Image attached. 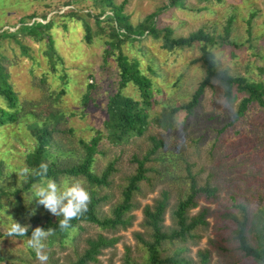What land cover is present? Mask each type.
Here are the masks:
<instances>
[{
  "label": "rangeland",
  "instance_id": "rangeland-1",
  "mask_svg": "<svg viewBox=\"0 0 264 264\" xmlns=\"http://www.w3.org/2000/svg\"><path fill=\"white\" fill-rule=\"evenodd\" d=\"M63 1L0 0V29H15L18 18L27 14H34L33 21L45 14L43 21L49 18L52 22L48 33L61 57L53 66L49 63L44 55L45 39L35 41L18 33L26 48L22 53L12 37L0 38L8 79L24 104L15 122L0 125V186L7 192L1 197L0 206V229L5 233L0 236L3 255L0 264H40L35 251L27 244L30 236L7 235L12 219L29 227L43 222L45 216L57 217L33 197L32 185L27 189L22 187L25 178L20 173L26 167L23 158L34 146L28 125L33 120L41 122L50 112L62 113L52 135L51 150L54 154L61 150L63 157L76 160L81 155L78 139L87 140L95 129L102 128L104 103L116 86L115 62L111 55L103 60L107 24L102 21L96 25L82 10H78V18L62 14L66 8ZM165 2L128 0L123 12L135 24L155 10V25H169L174 36H185L198 28L216 35L228 24V38L238 44H211L216 65L254 80H264L263 0H185L184 8L163 6ZM75 6L88 8L90 0H76ZM84 21L90 27V42L83 38ZM246 26H249V38H246ZM120 48L129 57H136L141 70L152 80L155 102L148 110V125L141 135L119 144L100 139L91 170L98 173L106 162L112 161L107 184L90 188L82 177L64 175H59L56 182L83 179L88 190L101 197L98 214L109 215L121 198L128 174L133 171L132 154L143 155L151 146V135L160 138L164 145L144 162L148 168L144 172L146 178L133 191L128 211L133 214L131 224L110 229L79 221L81 229L71 228L61 242L45 241L47 264H70L85 247V238L97 232L116 236L117 240L102 248L96 260L88 264H124L126 252L136 264H146L145 247L134 234L137 231L144 239L149 237V228L142 223L141 207L151 203L161 189L166 190L163 227L175 228L171 211L188 191L185 168L194 176L197 186H213L215 190L209 196L198 194L196 206L188 210L189 216L204 210V224L191 231L194 237L162 241L160 256H176L183 260L180 264H201L199 255L207 252L206 264H255L238 248L233 230L234 217L240 219L245 213L244 235L250 244H255L264 214V108L253 102L243 116L230 122L237 98L225 101L220 86L212 81L213 85L204 90L191 114L186 115L182 110L170 113L173 106L189 99L202 77L199 63L193 61L199 55V46L168 50L160 46L158 38L146 33L139 39L124 40ZM89 82L92 87L88 100L83 103L82 96ZM122 90L137 96L131 83ZM0 105H4L1 96ZM236 204H242L244 210Z\"/></svg>",
  "mask_w": 264,
  "mask_h": 264
},
{
  "label": "trees",
  "instance_id": "trees-1",
  "mask_svg": "<svg viewBox=\"0 0 264 264\" xmlns=\"http://www.w3.org/2000/svg\"><path fill=\"white\" fill-rule=\"evenodd\" d=\"M128 0H90V7L79 9L75 6L76 0H65L62 5H65V10L62 14L67 16H75L78 18V10L92 17V21L96 25H100L103 21L107 24L106 39L103 48V60L111 55L116 66L117 77L114 90L109 93L104 103L105 117L101 122L102 128H97L94 133L87 139H78L81 148V155L76 160H69L61 155V150L57 153H52L54 145L52 135L56 130V123L62 116L60 112L48 113L44 120H33L29 125V133L34 139L33 148L26 153L23 162L30 169H38L41 163L47 164V178L58 179L59 175L69 176L72 178L82 177L90 188L108 183V174L112 170V161H108L95 173L91 170V162L94 160V154L98 151L100 139H105L109 143L119 144L127 141L132 136L141 135L149 122L148 110L155 102L153 95L152 80L149 75L145 74L136 57H129L124 53L120 44L124 40L139 39L142 35L148 33L152 37L160 40V46L165 49H175L191 47L194 44L199 46V55L193 61L198 62L202 69V77L197 82L195 88L190 94L189 99L173 106L170 113L182 110L186 115L192 113L193 108L198 104L199 98L207 87L213 85L212 81L221 88V93L225 101H233L237 98L236 105L231 113L230 122L244 115L245 110L250 104L255 102L260 107L264 108V80H254L241 73H232L226 67L216 65L214 53L210 47L216 42H226L233 46L238 43L234 39L228 38V24L223 27V32L216 35L207 32L201 28L189 32L185 36H174L172 28L169 25L157 27L154 23V11L146 13L142 19L135 24H132L123 12V8ZM197 2H208V0H196ZM221 1V0H215ZM264 2V0H263ZM163 6H176L179 8L185 7V0H166ZM34 14L30 13L23 17H19L18 25L15 29L9 28L0 29V38L9 36L12 37L19 45L22 53L26 52V48L20 42L17 34L25 35L35 41L45 39L46 48L44 55L49 63L53 66L60 55L56 52L51 36L48 31L52 27L50 19H45V14L39 15L38 21H33ZM29 20V21H28ZM83 38L86 42L91 41V33L89 25L84 21ZM247 37L249 38V26H246ZM216 37V39H215ZM4 55L0 52V96L4 100V105H0V125L7 122H15L21 115L24 109V104L18 99L15 89L12 87L8 77L3 60ZM131 83L136 91L137 96H132L123 92V87ZM88 90L82 96V102L85 103L89 97V89L92 83L87 84ZM62 91V89H61ZM60 92V91H59ZM151 146L146 152L137 156L132 154L131 159L134 161L133 171L128 174L125 185L121 188V198L111 208L109 215H99L97 204L101 197L96 196L94 191L90 189L91 200L88 204L87 211L78 218L70 222V227L62 230L59 227V219L62 217L51 218L45 216L43 222L29 226L26 233L31 236L32 230L37 227L45 229H53V234L47 240L49 242L58 240L61 242L68 236V231L71 228L77 227L81 229L79 221L94 223L101 228H125L131 224L133 214L129 213L132 203L131 197L134 190L138 188V183L141 179L146 178L144 172L148 169L144 167V162L150 154H152L159 146H163L164 142L160 138L151 135ZM185 174L188 179L187 193L184 197L175 202L174 208L171 211L172 219L175 228L165 230L163 227L164 212L167 205L168 193L161 189L159 195L153 199L151 203H145L141 207L142 223L149 228V237L144 239L139 232L134 234L141 241L146 250V264H180L182 259L176 256L161 257L159 245L164 240L192 238V230L197 226L204 224V210H200L193 216L188 215V210L196 206V196L200 193L206 196L212 195L215 188L208 185L197 186L194 176L185 168ZM25 178V177H24ZM26 180V178H25ZM40 181L39 177L29 176L27 182L24 181L22 187L27 189L33 183ZM7 192L0 186V206L1 197ZM240 209L244 210L242 204H236ZM246 215L242 214L239 219L234 217L235 228L233 237L237 242L241 252L253 259L255 264H264V214L260 218L258 231L255 238V244H250L244 235L246 228ZM5 234L0 229V236ZM8 235V232H7ZM19 237V236H15ZM26 237V236H25ZM23 238V237H19ZM117 240L116 236H107L101 232H97L94 236L85 238V247L81 253L70 264H88L95 261L97 255L102 248L112 245ZM200 263L206 264L208 256L207 252H201L199 255ZM3 255L0 254V261ZM124 264H136L129 255H124Z\"/></svg>",
  "mask_w": 264,
  "mask_h": 264
},
{
  "label": "clouds",
  "instance_id": "clouds-1",
  "mask_svg": "<svg viewBox=\"0 0 264 264\" xmlns=\"http://www.w3.org/2000/svg\"><path fill=\"white\" fill-rule=\"evenodd\" d=\"M27 182L29 176L39 177V183L32 184L33 197L38 198L39 204L43 205L50 213L59 219V227L66 230L70 222L87 211L91 200V194L83 179L72 181L62 180L58 184L54 179L47 178V164L41 163L38 169L24 167L21 170ZM28 228L12 219L9 226L8 236L25 237ZM53 229H45L37 226L32 230L31 236L27 239L28 246L36 253L40 264H47L49 259L45 252L47 238L53 234Z\"/></svg>",
  "mask_w": 264,
  "mask_h": 264
}]
</instances>
